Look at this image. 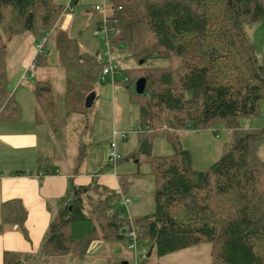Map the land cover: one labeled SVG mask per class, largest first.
Wrapping results in <instances>:
<instances>
[{
    "label": "trees",
    "instance_id": "obj_1",
    "mask_svg": "<svg viewBox=\"0 0 264 264\" xmlns=\"http://www.w3.org/2000/svg\"><path fill=\"white\" fill-rule=\"evenodd\" d=\"M66 6L58 0H0V119L20 113L10 84L7 40L26 33L44 40L36 67L49 63L44 50L52 43L66 73L61 96L48 81L33 80L38 122L61 135L70 114L88 110L86 98L96 92L104 64L84 55L78 40L57 28ZM109 20L111 42L139 61V77L147 80L146 91L138 93L141 129L132 156L150 164L155 209L125 218L116 207L119 191L96 182L88 188L73 185L48 226L41 256L85 258L94 241H122L127 236L122 230L134 225L138 239L160 256L209 243L212 264H264V128L241 124L259 114L264 100V60L246 30L264 22V0H112ZM151 59L166 63L152 65ZM218 122L232 131V140L210 167L197 169L179 132L188 123L204 129ZM156 136L166 137L173 152L153 155ZM79 149L77 167L87 155L83 146ZM119 179L124 189L131 183ZM27 215L20 198L4 201L0 233L17 226L27 237ZM33 257L8 250L3 264H25Z\"/></svg>",
    "mask_w": 264,
    "mask_h": 264
},
{
    "label": "rangeland",
    "instance_id": "obj_2",
    "mask_svg": "<svg viewBox=\"0 0 264 264\" xmlns=\"http://www.w3.org/2000/svg\"><path fill=\"white\" fill-rule=\"evenodd\" d=\"M69 1L58 0V2L67 5L65 11L70 18L67 25L71 23L69 32L78 40L81 52L84 55L91 56L95 55L96 52L100 54L106 52L108 47L103 38V33L98 28L99 21L103 20L105 11L95 9L96 5H104V0H81L79 4L73 5V9H68ZM105 2L107 8L111 7L108 11V13H111L112 0H105ZM262 26H264V23ZM255 28L256 26L250 25L246 29L251 38L255 37ZM40 44L42 45L41 49ZM7 45L11 88L16 85L19 79L21 83L23 82L21 86H33L35 78L44 79L52 85L56 95H63L66 88V73L58 60L54 44L48 43L44 50L49 58V63L34 67L33 75H30L31 72L28 69L22 78H20V71L26 63L35 59L37 54L43 50L44 40L37 41L31 34L26 33L8 39ZM111 57L121 69V72L116 74V81H113L111 76L107 78V81L100 78L95 86L97 97L92 107L83 113L69 115L65 130L61 131V135L54 137L58 154L62 152L60 140L64 138L66 148L63 149L66 153L63 154V157H65V160L67 159V162L58 160L56 163L62 168H71L73 174L76 175L78 173L90 176L99 173V175L106 176L116 174L119 178L128 176L126 177L128 180L133 179V187L132 184L128 185L122 192L131 199V203L127 206H116L122 217L131 218L129 209L137 208L144 215L153 212L155 209V185L150 164L147 158L141 157V162H138L132 156L138 148L139 131L141 129V99L136 92V82L140 78L137 68L140 63L130 56L122 44L113 42H111ZM165 63L166 60L164 59H151L149 61V64L152 65ZM61 102L59 101V103ZM115 107L116 120L113 112ZM242 122L247 123V125L251 124V127L248 126L249 128H264V100L260 102L259 114L243 118L241 124ZM45 124V126H49L48 123ZM179 136L182 146L191 152L194 167L206 169L222 156L225 145L232 140L233 133L226 127L224 122H218L212 123L204 129H197L195 126L185 128L179 132ZM112 142L118 144L117 152L121 156L116 164L110 162L109 158ZM262 145L264 146V142ZM79 146L86 149L88 158L86 157L83 164L77 167L76 158L80 153ZM44 149V152L49 150L47 144ZM261 150H263L261 154L264 155V147ZM151 151L153 155H166L173 152V147L166 137L156 136ZM92 194L96 196V194ZM92 209L93 206L87 203V213L89 216L94 217ZM42 244H35L34 249L22 252L23 255L34 256L33 258H27L25 264H55L62 262L70 264H107L104 258L98 256L79 258L74 255H65L46 260L45 256H41L40 253ZM98 250H94V252ZM149 251V246H145L143 240L139 239L136 250L139 264H212L211 244L209 243H204L190 251L170 253L164 256H160L156 252L148 256ZM136 254L135 251H132V256L128 254L129 256L123 255L116 258L115 255V264H120L123 259H128L129 264H134Z\"/></svg>",
    "mask_w": 264,
    "mask_h": 264
},
{
    "label": "crops",
    "instance_id": "obj_3",
    "mask_svg": "<svg viewBox=\"0 0 264 264\" xmlns=\"http://www.w3.org/2000/svg\"><path fill=\"white\" fill-rule=\"evenodd\" d=\"M70 2L71 0L69 1L68 9H73V5ZM80 2L81 0H78V4ZM68 20L70 18L65 11L57 23V28L69 32L71 23L67 25ZM263 23L256 25L255 37L253 38L257 54L262 60H264ZM99 54V52H96L93 56L97 58ZM31 62L23 66L22 71H20V78L29 69ZM19 81L20 79L16 82V85L12 86V90L15 92L16 100L20 106V113L17 117L10 120L0 119V221L3 202L11 198H20L28 212L25 221L28 236L26 237L17 226L8 227L4 232L0 233V264L4 262L5 251L22 253L23 251L34 249L35 244L43 243L48 226L62 207V200L68 196L71 186L88 188L96 182L108 188H113L111 189L113 191H119L121 196L125 195V193H122L124 188L121 186L120 179L116 174H108L106 176L99 175V173L90 176L78 173L76 175L73 174L71 168H62L56 163L58 160L61 162L65 160V157H63V154L66 153L63 149L66 148L65 140H60L62 152L58 154L54 140V137L57 136L56 133L52 131L50 126H45V123L38 122V103L34 85L21 86L23 82ZM113 112L116 120V107L115 109L113 108ZM242 125L245 128L251 127V124L247 125L245 122H242ZM43 126L47 128H40ZM187 128H192V125ZM46 144L49 150L45 151V153ZM117 148L118 144H116ZM262 156L264 157V155ZM86 157L88 158V155ZM65 162H67V159ZM126 179L128 180V178ZM129 181H131L130 185L132 184L131 186L133 187L134 180L131 179ZM117 205L121 204L118 203ZM129 213L131 215L130 219H136L144 215L137 208L129 209ZM128 242L127 236L122 241L112 243L105 242L102 239L97 240L90 246L87 256L102 257L107 264H115V255L116 258L123 255L129 256L128 254L132 256ZM143 242L145 246H149L150 255H152L155 251L150 243L148 241ZM201 245L188 247L172 254L190 251ZM97 249H99V252H94ZM149 252L147 253L148 256ZM124 260L128 261V259H123L122 262Z\"/></svg>",
    "mask_w": 264,
    "mask_h": 264
},
{
    "label": "built area",
    "instance_id": "obj_4",
    "mask_svg": "<svg viewBox=\"0 0 264 264\" xmlns=\"http://www.w3.org/2000/svg\"><path fill=\"white\" fill-rule=\"evenodd\" d=\"M105 0H104V5H96L95 9L97 11L99 10H103L105 11V15L103 20L99 21V30L103 33V38L105 39V43L108 47V50L106 52H104L103 54H99L97 57V60L99 63L104 64V68L103 71L101 73V79L104 81H107V78L109 76H111V78L113 79V81H116V74L121 72V69H119L118 65L114 63L112 57H111V33H112V27L110 26L109 22V14L108 11L110 8H107L106 4H105ZM40 49L42 48V45H39ZM34 67H36V61L35 59L31 62L29 69L30 72L32 74V72L34 71ZM33 75V74H32ZM187 127H191V123L187 124ZM110 162H112L113 164H116L118 162V160L121 158L120 154L117 152L116 149V142H113L111 144V150H110ZM131 202V199L128 196L122 195L119 203L122 206H127L129 203ZM127 237H128V247L131 251H135L136 254V250L138 248V235H137V230L135 229V226L132 225L128 230H127ZM135 258V262L134 264H139L138 260H137V254L136 256H134Z\"/></svg>",
    "mask_w": 264,
    "mask_h": 264
},
{
    "label": "water",
    "instance_id": "obj_5",
    "mask_svg": "<svg viewBox=\"0 0 264 264\" xmlns=\"http://www.w3.org/2000/svg\"><path fill=\"white\" fill-rule=\"evenodd\" d=\"M146 84H147V80L145 77H140L137 82H136V92L139 93V94H143L145 91H146ZM95 98H96V92H92L90 93L87 98H86V101H85V106L87 108H90L92 107L94 101H95ZM127 232V228H124L122 230V233H126ZM151 254V251L149 252V255Z\"/></svg>",
    "mask_w": 264,
    "mask_h": 264
}]
</instances>
